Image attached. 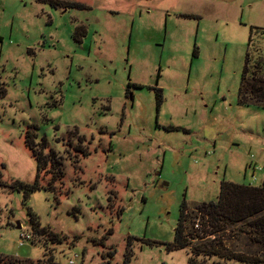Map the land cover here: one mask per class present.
Wrapping results in <instances>:
<instances>
[{"label":"rangeland","instance_id":"obj_1","mask_svg":"<svg viewBox=\"0 0 264 264\" xmlns=\"http://www.w3.org/2000/svg\"><path fill=\"white\" fill-rule=\"evenodd\" d=\"M248 52L251 65L264 59V0H0V255L32 264L256 255L240 224L219 234L222 258L168 250L183 205L194 214L218 202L223 182L263 181L264 108L238 103ZM35 153L42 188L26 197L11 186L35 183ZM29 210L64 244L37 234Z\"/></svg>","mask_w":264,"mask_h":264},{"label":"trees","instance_id":"obj_2","mask_svg":"<svg viewBox=\"0 0 264 264\" xmlns=\"http://www.w3.org/2000/svg\"><path fill=\"white\" fill-rule=\"evenodd\" d=\"M67 7L79 6L71 4ZM184 18L197 19L195 16H184ZM254 30L255 28L251 27L249 46H251L250 43L253 41ZM197 55L198 52L195 50L194 57H198ZM252 57L251 52H248L241 75L238 103L243 107L264 108V59L260 56L254 65H251ZM133 87L137 86L132 84L128 86L129 89ZM137 89H141V87H137ZM156 98L159 109L163 103L162 90L157 91ZM29 136L30 132L28 131L26 145L33 151L34 142L33 140L30 142ZM40 145L39 153H42V151L47 149V144L44 141ZM35 157L38 164V174L35 183L25 184L17 181L11 186L14 192H24L26 197L42 188L39 181V174L42 170L41 156H36L35 153ZM188 213L187 206L183 205L181 207L180 220L175 229L174 242L168 246L169 251L191 248L192 253L196 256L204 255L208 258H222L220 254L222 249L220 247H223V243L218 240L219 234L226 232L232 225L240 224L243 227L242 232L249 236L253 244L258 247V251L254 256L245 255L246 257H236L234 260L245 264H264V178L261 185L257 187L223 182L217 203L202 204L198 206L194 214ZM198 214L201 215L202 221L200 227L195 230ZM29 215L30 226L37 234L48 237L52 244H64L65 238L42 227L39 217L32 210H29ZM212 237L214 239H211ZM0 264H32V262L0 255Z\"/></svg>","mask_w":264,"mask_h":264},{"label":"built area","instance_id":"obj_3","mask_svg":"<svg viewBox=\"0 0 264 264\" xmlns=\"http://www.w3.org/2000/svg\"><path fill=\"white\" fill-rule=\"evenodd\" d=\"M255 170H257V169H255ZM195 227H196V229H198L199 228V225L197 224ZM23 239L24 240H27V238H23ZM21 245H24V244H21ZM77 259H78V256L77 255L72 256V258L69 260V264H76Z\"/></svg>","mask_w":264,"mask_h":264},{"label":"water","instance_id":"obj_4","mask_svg":"<svg viewBox=\"0 0 264 264\" xmlns=\"http://www.w3.org/2000/svg\"><path fill=\"white\" fill-rule=\"evenodd\" d=\"M18 228L20 229V225L18 224Z\"/></svg>","mask_w":264,"mask_h":264}]
</instances>
